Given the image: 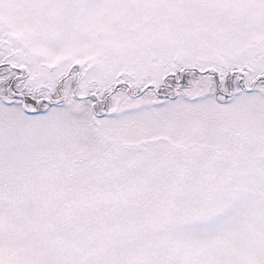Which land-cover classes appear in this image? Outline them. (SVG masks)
I'll return each instance as SVG.
<instances>
[{"label": "snow or ice", "instance_id": "obj_1", "mask_svg": "<svg viewBox=\"0 0 264 264\" xmlns=\"http://www.w3.org/2000/svg\"><path fill=\"white\" fill-rule=\"evenodd\" d=\"M0 264H264V0H0Z\"/></svg>", "mask_w": 264, "mask_h": 264}]
</instances>
